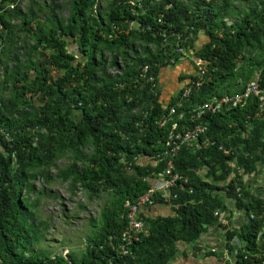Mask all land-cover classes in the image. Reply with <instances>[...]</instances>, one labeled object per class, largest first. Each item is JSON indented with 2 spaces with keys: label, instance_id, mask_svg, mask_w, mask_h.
Wrapping results in <instances>:
<instances>
[{
  "label": "trees",
  "instance_id": "16d2710c",
  "mask_svg": "<svg viewBox=\"0 0 264 264\" xmlns=\"http://www.w3.org/2000/svg\"><path fill=\"white\" fill-rule=\"evenodd\" d=\"M23 1L0 0V264H173L181 245L193 246L194 254L203 247L202 235L220 224L222 213L229 218L220 227L230 259L223 262V249H211L222 264H263L256 236L264 197L252 193L244 178L264 162V111L259 114L254 97L196 120L208 129L197 142L182 144L174 158V171L188 183L172 188L168 201L158 187L155 204L140 214L148 234L129 245V255L116 246L127 225L126 203L145 194L168 162L159 155L180 114L214 95L242 92L256 75L264 85V0H28L22 9ZM191 29L194 38L185 47L210 62V80L165 102L138 73L149 66L159 84L160 69L176 65L170 57L179 61L174 34ZM202 30L209 40L199 47ZM192 64L184 80L200 79ZM8 129L16 141L4 138ZM205 139L213 143L205 145ZM2 147L15 151V165ZM62 158L69 163L58 166ZM52 167L72 193L80 188L89 198L112 195L100 219L90 217L85 250L70 251L68 258L36 247L51 223L40 214L47 191L35 180L42 175L49 182ZM157 203L170 204L173 212L146 216ZM232 204L246 212L239 226Z\"/></svg>",
  "mask_w": 264,
  "mask_h": 264
},
{
  "label": "built area",
  "instance_id": "2783aa9c",
  "mask_svg": "<svg viewBox=\"0 0 264 264\" xmlns=\"http://www.w3.org/2000/svg\"><path fill=\"white\" fill-rule=\"evenodd\" d=\"M190 36L191 33L189 35H187L185 32L177 33L176 37L178 41L176 42L175 53L179 57V60L185 59L187 54L190 53L193 63L196 65L195 73L199 76L200 79H187L184 87L182 88L183 92L180 98L187 97L196 89V87L201 86L204 81L210 80L207 75L208 65L210 62L200 56H196L193 51L187 50V48L185 47V43L189 40ZM170 61L172 63H175L176 57L171 56ZM149 68L150 67L147 65L142 66L140 75L142 77H146L150 83L153 82L152 87H155L156 81H154V77L152 75H150V77L147 76ZM252 97L257 99L260 108L259 114L262 115V112L264 111V85L260 84L259 76H257L255 80L250 81L245 89L240 93H236L233 95L224 94L223 96L214 95L209 100L203 102L197 107L189 106L186 111L180 114V119L172 123L171 134L169 135L166 142L167 147L160 157V159H168L167 164H165V167L163 168L164 171L160 173L164 178V201H168L172 197V193L170 192L172 188L180 187L182 189L187 184L188 179L183 178L182 175L174 171V158L178 155L182 144L192 143L194 141L197 142L201 134H203L208 129V124L206 122L202 124L196 122V120L202 118V115L206 112L216 113L222 110V108L224 107L230 109L231 107L238 106L239 104L245 105ZM175 105H178L180 107L183 105V103L177 102V104ZM170 111L171 113H175L177 111L176 106H173ZM183 118L185 119V121H182ZM192 123L195 124L191 125ZM210 143L213 142L209 139H205V145H208ZM219 148L222 149L225 154L230 153V151L223 146H219ZM127 168L131 170V164H127ZM156 190L157 188L151 187L147 193L139 196L135 202L126 203V206L128 207L126 213L127 225L126 228L118 236L119 245L116 246V250L119 253L123 255L131 254L129 245H131L135 241H139L141 234H148L149 230L140 214L144 208L155 204V200L153 198ZM236 191L238 192L239 196H242V189L240 186L237 187ZM218 217L221 225H227L229 223V218L225 213L219 214ZM251 217H253V214H251ZM110 238L113 239V237ZM256 243L262 246V248H259V251L264 264V221L263 226L257 233ZM213 250H215V248H213ZM245 258H247V256ZM221 259L223 260V262L230 259V253L228 249H223Z\"/></svg>",
  "mask_w": 264,
  "mask_h": 264
},
{
  "label": "rangeland",
  "instance_id": "374dc122",
  "mask_svg": "<svg viewBox=\"0 0 264 264\" xmlns=\"http://www.w3.org/2000/svg\"><path fill=\"white\" fill-rule=\"evenodd\" d=\"M28 3V0H24L20 7L26 9ZM253 80L255 76L249 81ZM68 163V158H62L58 161V166H65ZM52 171L56 173L57 169L53 168ZM37 186H45L51 192L50 195L41 198L40 214L43 218L49 219L51 224L46 238L36 245L37 249L51 255L66 254L69 251L80 254L85 250L88 235L93 228L90 217L99 220L102 209L112 195L104 191L99 197L89 198L80 188L72 193L68 183H62L59 179H53L46 184L41 178L37 180ZM80 204L86 206V209L81 208Z\"/></svg>",
  "mask_w": 264,
  "mask_h": 264
},
{
  "label": "crops",
  "instance_id": "0c3cea01",
  "mask_svg": "<svg viewBox=\"0 0 264 264\" xmlns=\"http://www.w3.org/2000/svg\"><path fill=\"white\" fill-rule=\"evenodd\" d=\"M204 38H202L203 40ZM206 41V40H204ZM194 70L193 64L189 59H185L177 63L175 66H166L160 69L159 81L161 86V99L169 102L171 99L181 97L179 92L184 87L187 78ZM206 172L201 170L200 172ZM244 178L246 183L249 184L252 193L259 194L264 197V162H262L257 169L251 173H245ZM162 183H158L159 187ZM233 210V223L234 225H241L246 220V212L237 209L235 205L231 206ZM172 207L170 204L157 203L152 206L146 214L148 217L166 216L171 214ZM200 244L203 246L201 249L196 250L194 254L193 246L183 244L180 246L178 255L173 260V264H222L218 252H213L211 249L215 248L218 251L223 249L225 240L224 232L219 223L213 224L200 239ZM212 251V252H211Z\"/></svg>",
  "mask_w": 264,
  "mask_h": 264
},
{
  "label": "clouds",
  "instance_id": "9594fccd",
  "mask_svg": "<svg viewBox=\"0 0 264 264\" xmlns=\"http://www.w3.org/2000/svg\"><path fill=\"white\" fill-rule=\"evenodd\" d=\"M178 1H180V0H178ZM181 1H184V0H181ZM186 2H188L189 0H185ZM207 1H209V0H207ZM131 2L133 3V0H131ZM15 6H16V3L15 2H11L10 4H9V8L10 9H14L15 8ZM20 7V6H19ZM226 21L227 22H231V20L229 19V18H226ZM135 25V22L133 21V22H131V27H133ZM193 29V28H192ZM191 29V32H189L187 35H189L190 33H191V36H190V38H189V40H191V39H193L194 38V32H193V30ZM177 33H179V32H177ZM177 33H175L174 34V36H176L177 35ZM200 39L198 40V46L200 47V43L202 42L203 43V41L204 40H209V37H208V35H206L205 33H204V31L202 30L200 33ZM202 38H204L203 40H202ZM70 49L72 50V51H74L77 55H79L78 53V48L73 44V43H70ZM187 50H190V51H193L194 52V54L196 55V56H199L198 54H197V50L196 49H193L192 47H187ZM80 56V55H79ZM201 57V56H200ZM185 59H189L191 62H193V60H192V58H191V56H190V53L189 54H187V56H186V58ZM185 59H183V60H185ZM180 61H182V59H180L179 61H178V63L180 62ZM174 64H177V63H174ZM114 72V71H113ZM119 73H121V72H119ZM141 73V72H140ZM140 73H138V77L140 78V79H142L146 84L147 83H150L148 80H147V78L146 77H142L141 75H140ZM150 75H152L153 77H154V81H156V75L154 74V72H152L151 70H150V68H149V71H148V74H147V76L148 77H150ZM257 77V76H256ZM256 77H255V79H256ZM130 79H133L134 81V83H138L137 82V80H135V78H129V80ZM209 81V80H208ZM250 82V81H249ZM125 84V82H117L116 83V85L117 86H123ZM139 84V83H138ZM151 84V87H150V90L152 91V92H154V93H157V91L160 89V91H161V87H160V81H159V84L157 83V81H156V86L155 87H152V85H153V82H151L150 83ZM140 85V84H139ZM141 86V85H140ZM141 88H143L142 86H141ZM160 91H159V94H160ZM224 94H229L228 92L227 93H224ZM224 94H218L217 96H223ZM230 95H233V94H230ZM160 98H161V95H160ZM133 113H136V112H133ZM2 132L4 133V138H6L8 141H16V139L14 138V136H13V132H14V130L13 129H8V130H2ZM2 150L4 151V155H5V157H7V158H9V160L11 161V165H15L16 164V161H17V158H16V154H15V151H8L7 149H5L4 147H2ZM61 160V159H60ZM52 169H53V167L50 169V171H51V175L53 176V178L49 181V182H46L45 181V178L42 176V175H40L36 180H35V185H36V187L37 188H42V187H44L45 188V190L47 191V192H45L44 193V195H42V197L43 196H45V195H50L51 194V192H49L48 191V189L45 187V186H37V180H39V179H43L44 180V182L47 184V183H50V182H52L53 181V179H56V173H53V171H52ZM70 252V251H69ZM69 252H67L66 254H62V253H59V254H62L64 257H66V258H68V253Z\"/></svg>",
  "mask_w": 264,
  "mask_h": 264
},
{
  "label": "bare ground",
  "instance_id": "6f19581e",
  "mask_svg": "<svg viewBox=\"0 0 264 264\" xmlns=\"http://www.w3.org/2000/svg\"><path fill=\"white\" fill-rule=\"evenodd\" d=\"M161 155H159V157H160ZM138 160V159H137ZM128 164H131V166H132V163H128ZM126 168H127V165H126ZM128 169V168H127ZM164 171V169H161L159 172L161 173V172H163ZM158 174V176H157V179L155 180V182H154V184L151 186V187H155V188H158L159 187V185H158V183L160 182V183H162L160 186H162L163 187V185H164V178L161 176V174ZM188 179V178H187ZM187 183H188V181H187ZM150 187V188H151ZM149 188V189H150ZM148 192V191H147ZM146 192V193H147Z\"/></svg>",
  "mask_w": 264,
  "mask_h": 264
},
{
  "label": "water",
  "instance_id": "95a60500",
  "mask_svg": "<svg viewBox=\"0 0 264 264\" xmlns=\"http://www.w3.org/2000/svg\"><path fill=\"white\" fill-rule=\"evenodd\" d=\"M235 242H236V248H238V245L240 243V239L236 238ZM237 252H238V250L235 251V253H237ZM234 261H235V259H234Z\"/></svg>",
  "mask_w": 264,
  "mask_h": 264
}]
</instances>
